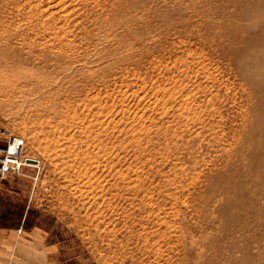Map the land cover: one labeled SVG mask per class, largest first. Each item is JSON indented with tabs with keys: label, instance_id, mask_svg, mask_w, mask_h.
Wrapping results in <instances>:
<instances>
[{
	"label": "rangeland",
	"instance_id": "1",
	"mask_svg": "<svg viewBox=\"0 0 264 264\" xmlns=\"http://www.w3.org/2000/svg\"><path fill=\"white\" fill-rule=\"evenodd\" d=\"M19 140L26 259L264 264V0H0V168Z\"/></svg>",
	"mask_w": 264,
	"mask_h": 264
},
{
	"label": "crops",
	"instance_id": "2",
	"mask_svg": "<svg viewBox=\"0 0 264 264\" xmlns=\"http://www.w3.org/2000/svg\"><path fill=\"white\" fill-rule=\"evenodd\" d=\"M16 236L11 231H0V264H36L32 262L35 261L34 258L31 261L22 255L25 250L17 246L19 241Z\"/></svg>",
	"mask_w": 264,
	"mask_h": 264
},
{
	"label": "built area",
	"instance_id": "3",
	"mask_svg": "<svg viewBox=\"0 0 264 264\" xmlns=\"http://www.w3.org/2000/svg\"><path fill=\"white\" fill-rule=\"evenodd\" d=\"M11 140L12 139H10V142H11ZM13 140H15V139H13ZM17 145H18V148H17V150H16V152L14 154H6V156H5V157H7V156L11 157L10 159L15 158L14 159L15 161L13 163L9 162L11 164V167L8 168L6 166V163L3 160V166L0 168L1 172H9L10 169H16V168L18 170H20L23 166H26V164H24L25 162L22 161V160L26 159V158H24V159L22 158V155H23V151H22L23 141L19 140ZM17 160L20 161V163H19L20 165L18 164ZM17 164H18V166H17ZM19 232H22V230H20Z\"/></svg>",
	"mask_w": 264,
	"mask_h": 264
},
{
	"label": "bare ground",
	"instance_id": "4",
	"mask_svg": "<svg viewBox=\"0 0 264 264\" xmlns=\"http://www.w3.org/2000/svg\"><path fill=\"white\" fill-rule=\"evenodd\" d=\"M14 139H15V138H14ZM12 140H13V139H12ZM12 140H11V141H12ZM13 142H15V140H13ZM10 144H11V142H10ZM6 153H7V152H6ZM17 161H18V160H17ZM29 162H34V161H29ZM11 163H13V162H11ZM35 163H36V162H35ZM9 164H10V163H9ZM17 166H18V164H17ZM9 167H11V164L9 165ZM9 167H8V168H9ZM15 167H16V166H15Z\"/></svg>",
	"mask_w": 264,
	"mask_h": 264
}]
</instances>
